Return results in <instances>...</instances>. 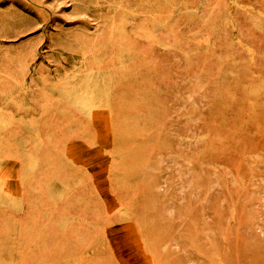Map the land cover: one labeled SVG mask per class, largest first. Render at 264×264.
<instances>
[{
  "label": "rangeland",
  "instance_id": "obj_1",
  "mask_svg": "<svg viewBox=\"0 0 264 264\" xmlns=\"http://www.w3.org/2000/svg\"><path fill=\"white\" fill-rule=\"evenodd\" d=\"M0 264H264V0H0Z\"/></svg>",
  "mask_w": 264,
  "mask_h": 264
},
{
  "label": "bare ground",
  "instance_id": "obj_2",
  "mask_svg": "<svg viewBox=\"0 0 264 264\" xmlns=\"http://www.w3.org/2000/svg\"><path fill=\"white\" fill-rule=\"evenodd\" d=\"M88 89H89V88H88ZM90 91H91V89H90ZM87 92H88V91H87ZM80 94H81V93H80ZM90 94H91V93H90ZM92 94H94V93H92ZM85 95H87V94H85ZM85 95H84V96H85ZM83 98H84V97H83ZM92 98H93V97H92ZM93 99H94V98H93ZM94 100H95V99H94ZM83 101H84V100H83ZM95 101H96V100H95ZM85 102H86V101H85ZM94 103H95V102H94ZM94 103H93V104H94ZM96 103H97V102H96ZM96 103H95V104H96Z\"/></svg>",
  "mask_w": 264,
  "mask_h": 264
}]
</instances>
